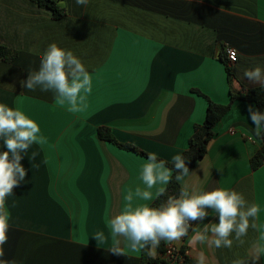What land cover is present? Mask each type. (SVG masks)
Returning <instances> with one entry per match:
<instances>
[{
	"label": "crops",
	"instance_id": "obj_1",
	"mask_svg": "<svg viewBox=\"0 0 264 264\" xmlns=\"http://www.w3.org/2000/svg\"><path fill=\"white\" fill-rule=\"evenodd\" d=\"M55 1L64 12L61 19L31 0H0V45L17 53L13 61L0 60V103L35 120L46 138L23 155L25 181L6 200L10 226L2 259L138 264L141 251L125 249L117 256L109 252L110 239L98 244L93 235L108 236L107 220L121 210L124 195L145 187L140 170L147 158L101 140L97 130L108 128L122 144L167 162L182 154L194 127L205 120L208 99L230 101L220 61L221 54L227 57L225 48L238 52V61L229 64L233 89L264 86L244 78L245 70L264 71V0H89L86 6ZM52 43L72 51L91 75L83 112L59 106L52 91H29L19 83L39 70ZM249 105L258 108L233 103L214 128L205 156L185 177L190 191L235 190L260 207L257 229H249L243 246L235 241L231 249L198 246L209 264H233L249 257L257 240L264 243V165L255 170L250 165L262 139ZM6 150L0 139V152ZM34 151L38 155L30 160ZM209 222L218 223L211 210L203 223ZM186 241L171 245L184 247L194 259L196 251ZM256 264H264V257Z\"/></svg>",
	"mask_w": 264,
	"mask_h": 264
},
{
	"label": "clouds",
	"instance_id": "obj_2",
	"mask_svg": "<svg viewBox=\"0 0 264 264\" xmlns=\"http://www.w3.org/2000/svg\"><path fill=\"white\" fill-rule=\"evenodd\" d=\"M88 2L76 0L78 5L86 6ZM232 58L235 59V55ZM244 78L264 85V71L260 67L245 70ZM19 83L29 91L37 88L43 92L52 91L56 103L62 107L67 105L71 113L83 112L87 107V97L92 92V78L85 65L72 51L56 43L50 44L43 53L39 70L29 72L27 79H21ZM248 114L255 126L256 136L264 134V112L249 105ZM0 139H3L7 149L0 152V264H12L2 259L10 226L6 200L13 196V189L25 181L27 170L21 164L23 155L33 144H45L46 138L40 135V127L35 120L18 108L0 103ZM37 155L38 152H32L30 160H35ZM186 161L190 162V159L176 154L169 168L156 153H149L140 170V180L145 187H137L134 192L129 190L124 195L121 210L107 220L108 236L103 231L93 235L98 244L110 239L109 252L114 255H124L125 249L133 252L147 249L149 255L155 257L162 242L171 245L187 237L188 247L196 251L195 264H209L208 256L198 246L231 249L234 241L243 246V238L248 235L249 229H257L255 220L260 207L249 203L235 190L218 187L209 191H190L184 183L185 177L192 173ZM32 166L39 168L38 164ZM174 172L175 181L181 184L179 194L168 196L159 206H151L154 196L158 198L165 193L164 186L172 182ZM157 185L161 187L157 188ZM154 188L155 194L151 191ZM209 210L218 217V223H203L209 216ZM262 257L264 243L257 240L252 254L236 259L233 264H248V261L256 264Z\"/></svg>",
	"mask_w": 264,
	"mask_h": 264
},
{
	"label": "trees",
	"instance_id": "obj_3",
	"mask_svg": "<svg viewBox=\"0 0 264 264\" xmlns=\"http://www.w3.org/2000/svg\"><path fill=\"white\" fill-rule=\"evenodd\" d=\"M36 2L38 6L44 7L49 10L55 19H61L64 16L63 10H61L58 3L55 0H31ZM17 56V53L6 46L0 45V60L1 61H13ZM220 61L225 65L228 81L230 83L229 96L230 101L228 104H216L215 102L208 99V105L206 109V117L202 124L196 125L193 129V134L189 138L188 148L182 152L186 159H190V162L186 161L188 164L190 172H192L197 164L208 151V146L212 138H214V128L216 125L223 119V117L229 112L231 106L235 101H246L253 102L257 105V109L261 112H264V86H258L255 88H245L235 90L231 87V84L234 81V74L229 66V59L223 54L220 56ZM199 95H202L200 92H196ZM246 93V94H245ZM99 138L104 141H109L119 148H122L126 151L134 152L138 155L144 156L147 158L148 153H145L143 150L137 148L134 145L122 144L112 135L111 131L108 128H98L97 130ZM262 146L259 150L252 154L250 158V165L252 169H259L264 165V134L261 135ZM159 160H164L158 158ZM167 162V161H166ZM167 167H172V162H167ZM175 172L173 173V180L171 183L166 185L165 193L158 198L155 197V200L151 206H159L163 204L168 196H176L179 194L181 184L176 182ZM166 245L162 242L160 247L157 249V256L152 257L149 255L148 250H141V261L138 264H195V259L188 257L185 253V248L181 247L178 250L177 255L174 258L166 257Z\"/></svg>",
	"mask_w": 264,
	"mask_h": 264
},
{
	"label": "built area",
	"instance_id": "obj_4",
	"mask_svg": "<svg viewBox=\"0 0 264 264\" xmlns=\"http://www.w3.org/2000/svg\"><path fill=\"white\" fill-rule=\"evenodd\" d=\"M227 58L229 59V64H232V63H235L236 61H238V52L236 51V49L234 48H231V47H228V48H225L224 50ZM233 55H235V59H233ZM178 248H176L175 246H172V245H168L166 246V257H169V258H174L177 253H178ZM187 255V252L185 253Z\"/></svg>",
	"mask_w": 264,
	"mask_h": 264
}]
</instances>
